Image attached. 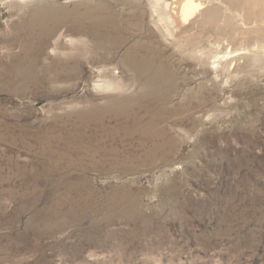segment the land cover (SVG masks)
Here are the masks:
<instances>
[{
	"label": "rangeland",
	"instance_id": "374dc122",
	"mask_svg": "<svg viewBox=\"0 0 264 264\" xmlns=\"http://www.w3.org/2000/svg\"><path fill=\"white\" fill-rule=\"evenodd\" d=\"M119 1L0 0V264H264V0L234 68L132 56L177 61L161 90L119 87Z\"/></svg>",
	"mask_w": 264,
	"mask_h": 264
},
{
	"label": "bare ground",
	"instance_id": "6f19581e",
	"mask_svg": "<svg viewBox=\"0 0 264 264\" xmlns=\"http://www.w3.org/2000/svg\"><path fill=\"white\" fill-rule=\"evenodd\" d=\"M202 1L203 3L197 0H120L118 4L111 5L113 16L110 17V23L111 27L116 30L115 34L117 36L115 39L113 38L115 40L112 43L113 45L116 44V47L120 46L122 48L125 44L126 33L118 27L119 16L123 12L129 16L128 22L132 21L135 27L140 26L143 34L142 38L134 39L129 49L123 52L121 57L116 59L112 65L123 77L124 82L119 86L121 89L125 90L131 86L127 78V75L131 73L134 75L132 82L135 86L161 90L167 74L179 66L177 61L170 57L169 61L163 64L160 60L151 59L147 60L145 65H140L135 63L132 56L141 53L142 50H147L169 57L171 54H168L163 42L181 47L190 55L195 54L203 58L204 61L213 60L211 63H213L212 67L214 69L212 70L214 72L217 71L220 64L233 68L236 66L240 56L245 53L241 51L242 48L247 46L245 42L253 41L255 38L251 33L259 31L255 27L249 28L247 39H244L245 37L240 31V24H245L242 20L243 12L249 11L245 6L253 10L257 3L260 4V1ZM204 3H206V7L202 18L196 19L194 26H192L193 24L189 20L191 12L194 13L196 7ZM121 5L125 9L122 12L118 9ZM196 29H203V34L198 33ZM113 40L111 39V41ZM224 41H228V43ZM182 42L183 45H181ZM102 43H106L105 51L109 53L111 50H108V48H111L109 47L111 46L110 42L102 41ZM120 49L114 50L119 51ZM99 61L96 59L97 63ZM105 62L106 65H111V62ZM98 64L101 66L102 62ZM103 85L111 86L108 77H106ZM223 85L222 82L217 83V87L221 90Z\"/></svg>",
	"mask_w": 264,
	"mask_h": 264
}]
</instances>
